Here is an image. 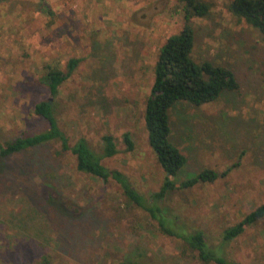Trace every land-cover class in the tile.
Returning <instances> with one entry per match:
<instances>
[{
  "label": "rangeland",
  "instance_id": "obj_1",
  "mask_svg": "<svg viewBox=\"0 0 264 264\" xmlns=\"http://www.w3.org/2000/svg\"><path fill=\"white\" fill-rule=\"evenodd\" d=\"M201 1L211 11L193 20L194 59L230 68L240 89L202 107L172 108V140L187 164L161 206L172 233L202 230L219 246L226 229L264 205V40L230 12L233 0ZM185 24L181 0H0V142L45 129L32 107L49 93L34 82L46 65L65 70L81 59L56 102L71 144L85 138L99 152L102 137L113 135L120 153L104 165L126 174L145 198L161 191L165 174L149 142L146 104L161 48ZM126 133L134 151L126 150ZM60 149L49 144L5 160L0 264H204L116 183L78 172L71 152ZM205 169L230 171L212 184L180 187ZM225 255L264 264V220Z\"/></svg>",
  "mask_w": 264,
  "mask_h": 264
},
{
  "label": "trees",
  "instance_id": "obj_2",
  "mask_svg": "<svg viewBox=\"0 0 264 264\" xmlns=\"http://www.w3.org/2000/svg\"><path fill=\"white\" fill-rule=\"evenodd\" d=\"M181 2L186 24L180 35L168 38L161 48L145 111V126L149 132V142L165 174L161 191L145 198L126 174L119 170H111L104 165V160L111 159L120 153L113 135L106 134L102 137L99 152L94 151L85 138L79 139L74 145L71 144L69 136L60 124L56 102L62 86L74 74L81 59H71L65 70L55 65L44 66L41 77L34 84L45 87L49 97L32 107V115L43 121L46 127L42 131L23 129L18 131L15 138L1 141L0 172H5V160L12 156L49 144H60L61 152H71L74 156L78 172L101 180L105 184L110 181L116 183L130 204L147 212L159 223L165 234L181 239L201 262L239 264L226 257L225 247L243 235L249 227L264 220V205L249 213L236 225L226 229L219 246L212 245L202 230L187 231V235L182 236L172 233L165 226L169 218L161 202L169 190L177 187L178 184L174 179L187 164L186 156L172 140L170 111L182 102L194 107L209 105L215 103L224 92L240 89V83L230 68L214 65L208 61L198 64L194 59L196 31L193 20L208 17L211 6L201 0H181ZM228 8L237 19L257 30L264 40V0H233ZM123 139L126 150L134 151L135 144L131 135L126 133ZM229 171L220 175L216 170L205 169L194 178L181 182L180 187L186 189L198 184H212L220 177H225ZM120 264L140 263L130 261Z\"/></svg>",
  "mask_w": 264,
  "mask_h": 264
}]
</instances>
